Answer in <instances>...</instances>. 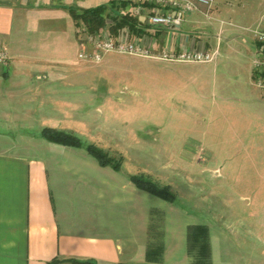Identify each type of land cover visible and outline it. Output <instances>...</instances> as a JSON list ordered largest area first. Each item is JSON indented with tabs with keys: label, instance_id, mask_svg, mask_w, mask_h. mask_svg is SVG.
Returning <instances> with one entry per match:
<instances>
[{
	"label": "rangeland",
	"instance_id": "rangeland-1",
	"mask_svg": "<svg viewBox=\"0 0 264 264\" xmlns=\"http://www.w3.org/2000/svg\"><path fill=\"white\" fill-rule=\"evenodd\" d=\"M114 1L129 3L124 11L136 17L142 30L125 27L119 38L140 43L149 54L114 50L96 62L80 58L85 48L80 46L62 60L25 69L24 79L0 86L8 92H0V97L68 99L63 104L40 98L45 108L26 116L16 113V105L9 106L13 114L0 118V132L29 125L79 132L82 142L121 161L127 171L150 173L156 184H166L179 195L183 208L202 210L201 222L211 221L214 229H219L216 222L222 214L227 220L248 218L252 224L248 235L229 241L226 250L218 240L217 247L220 252L241 253L242 264H260L264 259V93L257 85L255 68V86L251 85L247 67L261 49L252 29L264 11V0H227L225 10L231 9V14L222 11L228 19L222 28L235 30L239 37L229 42L228 36L219 35L220 54L202 62L165 57V53L177 57L181 52L152 48L156 38L148 17L154 11L164 12L154 8L163 0ZM139 2L145 4L136 14ZM115 11H107L108 17H114ZM110 22L103 28L109 33ZM88 34L82 24L79 42ZM217 35L214 31L215 44ZM18 73L19 77L22 72ZM200 80L209 84L200 85ZM257 97L260 102L252 101ZM43 110L54 120L48 122Z\"/></svg>",
	"mask_w": 264,
	"mask_h": 264
},
{
	"label": "crops",
	"instance_id": "crops-1",
	"mask_svg": "<svg viewBox=\"0 0 264 264\" xmlns=\"http://www.w3.org/2000/svg\"><path fill=\"white\" fill-rule=\"evenodd\" d=\"M108 1L0 0V47L10 56L9 65H0V86L16 84L24 79L25 69L62 60L84 46L68 8H89ZM190 1L196 9L186 14L180 27L153 26L152 48L219 55V35L228 36L229 42L239 37L235 30L222 28L228 20L222 11L231 14V9L225 10L227 0H213L210 6ZM104 30L98 35H104ZM254 62L247 67L253 86ZM18 71L22 72L19 77ZM0 92L8 93L3 87ZM40 98L55 103L68 99L0 97V118L13 114L8 108L15 105L17 114H34L45 108ZM21 101L25 105H19ZM252 101L258 103L260 98ZM42 113L48 122L54 120L50 113ZM44 128L29 125L16 127L17 133L12 128L0 132V264H71L69 259L97 264H196L199 252L190 250L189 228L200 224L209 228L210 264H242L241 253L220 252L217 242L223 241L226 250L229 241L248 235L252 225L248 218L227 220L222 214L216 222L219 229H214L211 221L201 222L202 210L189 211L178 199L172 203L138 188L131 180L136 173L122 165L120 170L102 166L85 146L51 142L41 136ZM70 133L82 140L79 132ZM234 224L239 228L232 229Z\"/></svg>",
	"mask_w": 264,
	"mask_h": 264
},
{
	"label": "trees",
	"instance_id": "trees-1",
	"mask_svg": "<svg viewBox=\"0 0 264 264\" xmlns=\"http://www.w3.org/2000/svg\"><path fill=\"white\" fill-rule=\"evenodd\" d=\"M129 3L117 4L114 0H111L107 3H101L94 7L89 8H78L75 6L69 7V11L80 30L82 24L87 27V32L91 35H98L101 30L109 22L111 26L110 35L114 40L119 38V31L125 27H128L133 32L142 33V30L139 26L138 20L132 15L129 11H124ZM117 5V6H116ZM111 8H114L115 15L114 17L109 18L107 11H110ZM41 136L51 142L71 145V146H85L88 152L94 156L102 166H113L115 169L120 170L121 161H117L114 157H111L101 149H98L95 145L86 144L84 145L80 138L76 135L58 130L55 128H44L41 131ZM131 180L136 184L140 189L146 190L158 197H161L172 203H177L176 195L170 191L168 186H159L156 184L151 177L146 175H133ZM189 241H190V250H197L198 257L196 259V264H210V245H209V228L206 225L200 224L191 226L189 228ZM71 264H97L93 260H78V259H69ZM58 261L53 262L52 264H58Z\"/></svg>",
	"mask_w": 264,
	"mask_h": 264
},
{
	"label": "built area",
	"instance_id": "built-area-1",
	"mask_svg": "<svg viewBox=\"0 0 264 264\" xmlns=\"http://www.w3.org/2000/svg\"><path fill=\"white\" fill-rule=\"evenodd\" d=\"M142 1V0H137ZM202 4L211 5L213 0H199ZM163 4L154 5L155 9L158 7L164 9V12L157 13L154 11L148 17L149 24L156 27H180L188 12L196 9V5L190 0H163ZM137 6V13L142 12L143 4L139 2ZM153 8V9H154ZM152 9V10H153ZM154 9V10H155ZM255 39L261 45V49L258 50V55L254 62L255 74L257 85L261 88L264 93V14L260 21V26L254 30ZM84 51L79 54L80 58L90 61L99 62L103 59L104 54L109 51L129 52L132 54H149L147 49H144L140 43H128L125 40L118 38L114 40L110 33L105 31L104 35H91L88 34L85 41ZM260 51L263 53L260 56ZM165 57L178 58L184 61H211L215 57V54L203 51H182L177 57L172 54H164ZM10 56L5 47H0V64L9 65Z\"/></svg>",
	"mask_w": 264,
	"mask_h": 264
}]
</instances>
